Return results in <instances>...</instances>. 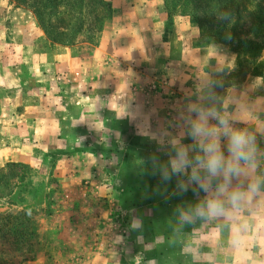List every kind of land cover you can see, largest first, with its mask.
Masks as SVG:
<instances>
[{
  "label": "rangeland",
  "instance_id": "1",
  "mask_svg": "<svg viewBox=\"0 0 264 264\" xmlns=\"http://www.w3.org/2000/svg\"><path fill=\"white\" fill-rule=\"evenodd\" d=\"M0 1L14 4L13 15L21 18L26 27L43 31L46 48L55 44L75 47L77 54L88 61L97 56L103 33L112 30L115 24L114 2L108 0L113 8L112 16L94 39L89 40L87 34H81L75 36L74 44L57 43L48 38L35 8L28 2ZM118 1L121 15L131 17L126 10L127 0ZM152 1L158 7L163 4L167 11L164 0ZM181 16L188 18L192 26L188 37L193 39V47H214L210 63L205 62L209 54H201L198 63H194L197 58L190 49L170 41L171 26ZM132 22L116 26L123 32L122 37L127 35L124 30L133 26ZM163 38L171 42L164 50L169 54L167 71L170 76L157 62L151 65L133 62L124 64L123 68L144 71L145 80L132 79L135 97L141 95L145 101L161 94L167 97L169 116L173 118L161 126L164 132L177 134L181 110L200 92V81L216 73L223 82V87L216 89L218 94L226 96L235 91L258 108H264V70L249 73L245 81L228 86L229 77L237 70L236 54L227 44L205 45L190 16L175 14L171 23L167 19ZM123 39L120 40L122 46ZM155 51L163 52V48L157 47ZM220 65L226 66L222 72H219ZM179 68L187 71L181 78L171 76V70ZM99 113L101 110L96 105L89 126L91 131H80L83 125L79 119L81 112L77 110L72 123L76 131H67L65 121V131L60 135L63 142L46 153L40 166L16 163L0 168V229L4 224L9 232L4 238L0 232V264H19L20 261L21 264H189V257L210 255L216 238L215 230L211 229L216 221L196 223L177 233H172L169 227L175 226L174 205L194 197L191 191L183 197L172 196L176 178L164 183L159 174H152L153 166L148 160L151 155L158 156L161 161L168 159L164 152L157 150L155 139L163 131H153L143 126V121L138 123L130 116H120L114 104H109L108 110L102 113V120ZM260 115L264 119V112ZM242 118L247 119L248 113H243ZM258 139L264 147V139ZM184 143L190 140L185 139ZM259 203L253 209L255 213L264 208V203L260 200ZM251 208L250 200L243 209L249 211ZM7 215L13 216L6 223L3 217ZM19 215L24 232L20 239L15 237L13 228L16 225L14 217ZM136 222L140 227L133 226ZM261 223L264 221L259 217L257 224Z\"/></svg>",
  "mask_w": 264,
  "mask_h": 264
},
{
  "label": "crops",
  "instance_id": "2",
  "mask_svg": "<svg viewBox=\"0 0 264 264\" xmlns=\"http://www.w3.org/2000/svg\"><path fill=\"white\" fill-rule=\"evenodd\" d=\"M113 2L114 27L103 33L97 56L88 61L77 54L75 47L55 44L46 48L43 31L26 27L21 18L13 15L16 6L0 1V168L16 163L40 166L46 153L63 142L60 135L65 131V121L67 131H76L72 123L77 110L81 112L79 119L83 125L80 131H91L96 105L101 110L100 120L109 104H114L120 116H130L138 123L143 121L142 125L153 131H163L161 126L173 118L169 116L168 99L162 94L152 101H145L141 95L135 97L132 79L145 80L144 71L123 68L133 62L136 65L157 62L168 72L169 54L164 50L171 42L163 38L168 19L164 5L158 7L152 0H127L126 10L131 13L127 17L121 15L119 1ZM121 22L133 25L131 31L124 30L127 33L124 37L116 27ZM171 27L170 41L190 49L197 58L194 63H198L201 54H209L205 62L210 63L214 47L192 46L188 18L177 17ZM157 47L163 48V52H156ZM186 71L171 70V76L181 78ZM101 108L105 110L102 112ZM259 204V199L251 200L249 211L242 209L229 220L213 223L211 230H215L216 238L210 255L196 254L187 258V263L264 264V223L257 224L259 217L264 221V208H259V213L253 210Z\"/></svg>",
  "mask_w": 264,
  "mask_h": 264
},
{
  "label": "clouds",
  "instance_id": "3",
  "mask_svg": "<svg viewBox=\"0 0 264 264\" xmlns=\"http://www.w3.org/2000/svg\"><path fill=\"white\" fill-rule=\"evenodd\" d=\"M218 18L227 21L229 14ZM225 67L220 65L219 72ZM198 87L196 98L180 112L177 134L165 131L155 137L157 150L167 155V161L156 155L148 158L152 174H159L162 182L176 178L172 196L183 197L191 191L194 197L174 205L172 233L196 223L229 220L250 200L264 203V147L258 139H264L260 115L264 108L235 91L218 94L216 89L223 87L218 73L202 79ZM245 112L247 119L242 118ZM185 139L190 143H184Z\"/></svg>",
  "mask_w": 264,
  "mask_h": 264
},
{
  "label": "trees",
  "instance_id": "4",
  "mask_svg": "<svg viewBox=\"0 0 264 264\" xmlns=\"http://www.w3.org/2000/svg\"><path fill=\"white\" fill-rule=\"evenodd\" d=\"M36 10L42 27L54 42L74 44L75 36L87 34L94 39L113 13L108 0H20ZM171 23L175 14L190 16L198 26L204 44H227L237 56V70L229 77L228 86L245 81L249 73L264 70V0H164ZM228 13L227 21L219 19ZM67 18V19H66ZM67 20V21H66ZM13 216V215H11ZM4 216V220L11 218ZM14 217L16 238L23 237L22 222ZM1 237L9 232L2 225ZM33 233L36 232V225ZM9 230V229H8ZM22 261L19 262L21 264Z\"/></svg>",
  "mask_w": 264,
  "mask_h": 264
}]
</instances>
